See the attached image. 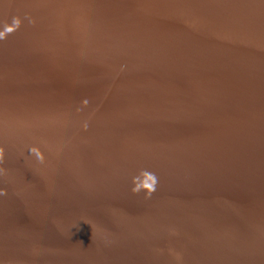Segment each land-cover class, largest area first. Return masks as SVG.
<instances>
[{"label": "water", "instance_id": "water-1", "mask_svg": "<svg viewBox=\"0 0 264 264\" xmlns=\"http://www.w3.org/2000/svg\"><path fill=\"white\" fill-rule=\"evenodd\" d=\"M0 32V264H264V0H0Z\"/></svg>", "mask_w": 264, "mask_h": 264}, {"label": "clouds", "instance_id": "clouds-1", "mask_svg": "<svg viewBox=\"0 0 264 264\" xmlns=\"http://www.w3.org/2000/svg\"><path fill=\"white\" fill-rule=\"evenodd\" d=\"M23 21L20 19L19 16H16L13 18V22L11 24H14L16 28H19ZM32 23H35V21H32ZM9 23L5 22V31L11 32L14 29L11 27H7ZM4 38V32H0V39ZM88 101L85 100L84 104L87 105ZM85 130L87 129V124L84 125ZM30 152L36 157L37 161L41 164L45 163L47 160V157L45 155V152L42 150L41 147L38 146H32L30 148ZM5 157H6V150L4 147H0V177L5 178V182H7V177L9 175L8 169L3 167L5 163ZM133 187L131 189L133 194L138 195L142 191L146 193L145 199L151 198V196L155 193L157 184H158V178L156 175L148 170H142L137 176H134L132 179ZM0 195H7V189H0ZM175 234V233H174ZM175 258L179 261L182 259V255L180 253H174Z\"/></svg>", "mask_w": 264, "mask_h": 264}]
</instances>
